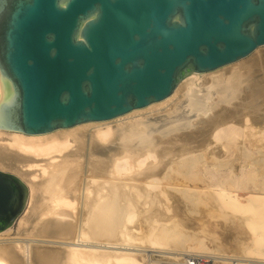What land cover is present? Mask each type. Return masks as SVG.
Instances as JSON below:
<instances>
[{
    "label": "bare ground",
    "instance_id": "bare-ground-1",
    "mask_svg": "<svg viewBox=\"0 0 264 264\" xmlns=\"http://www.w3.org/2000/svg\"><path fill=\"white\" fill-rule=\"evenodd\" d=\"M263 47L220 69L190 73L165 100L107 122L43 134L0 129V170L29 192L15 224L26 238L12 237V227L1 232L0 264H146L153 252L176 264L191 252L230 255L229 245L257 254L264 194L241 195L250 177L232 166L219 170L230 165L220 158L234 148L253 159L250 148H264V126L249 112L236 119V109H212L228 102L250 71H264ZM262 81L260 89L252 85V103L264 95ZM0 94L1 103V86ZM256 110L264 122V98ZM207 116V131L188 132Z\"/></svg>",
    "mask_w": 264,
    "mask_h": 264
},
{
    "label": "water",
    "instance_id": "water-1",
    "mask_svg": "<svg viewBox=\"0 0 264 264\" xmlns=\"http://www.w3.org/2000/svg\"><path fill=\"white\" fill-rule=\"evenodd\" d=\"M262 46L264 0H0V129L111 120ZM28 193L0 170V233Z\"/></svg>",
    "mask_w": 264,
    "mask_h": 264
},
{
    "label": "rangeland",
    "instance_id": "rangeland-1",
    "mask_svg": "<svg viewBox=\"0 0 264 264\" xmlns=\"http://www.w3.org/2000/svg\"><path fill=\"white\" fill-rule=\"evenodd\" d=\"M262 49H264V47ZM247 76H248L249 80H247L246 83H244V86H242L239 89L236 88V89L230 90L231 97H229L230 99L228 100V102L222 103V104L219 103L220 105L217 106L218 108L215 107L214 109H212V111L213 110L214 111L216 110L219 113V112H222L223 110H227V109L228 110H231V111L234 110V109H236V111H238L237 113L239 114L237 117H240V118H236V119H241L244 114H246V113L248 114V112H249L248 116L251 115L254 121H255V119H257V121H258V123H257V121L255 122V123H257L255 125L257 127L258 126L261 127V126H264V124H263L264 122H260L262 119L260 120L259 119L260 118L259 116H261V115H259L258 112H256L257 111L256 109H257V107L260 104H262V100L264 98V95L262 94V92L259 93L260 96L258 94H256V95H258L257 96L258 97V100H257V102L255 101V103H252V101H251V97H252V94H251L252 90H251V88H253L252 85L256 89H260L263 86L262 79L264 77V71L261 72L260 70H256L255 69L254 72L253 71H250V73L247 74ZM212 111H210L209 113H211ZM216 111H215V113H217ZM233 112H235V111H233ZM254 113L257 114V115H255ZM209 115H212L213 116L214 113H211ZM217 117L222 118L223 116H222V114H221V116H219L217 114ZM253 120L251 119V122L252 123H254ZM206 121L208 123L210 122V119H209L208 116L205 119L197 120V122L194 123L192 129L190 131H188V132L189 133L197 132V130L198 131L201 130L199 132L207 131L209 129V126L208 125H211V123L208 124ZM198 122H200V123H198ZM158 123H159V126H164V123H166V122L163 120L162 122H158ZM259 123L262 124V125H260ZM205 146H206V144H203V145L201 144L199 146V148L201 150H205L206 155H210L211 156V152L210 151L208 152L206 150ZM240 151H241V149H237L236 150V148H234V149H232L231 153L229 154V158H224V157L220 158L221 159L220 161H222V163H228V161H230V165L229 166H224V167L220 168L219 172L220 173H229L231 171V166H232L233 170L236 171L235 172L236 174L237 173L238 174H244V175L250 177V179H249L250 181L247 183V190L241 192V195L247 196L251 191H253V192H261V193L264 194V165H263V162L261 160V159H263V158H261V156L264 155V154H261V151L263 153L264 152V148L263 149L262 148L261 149L250 148V151H251L250 158H253V157L254 158L253 159H249L248 158V160H247V158H244L243 157L242 151L241 152ZM249 160H250V163L251 164L250 163L248 164V161ZM252 160H253V162H252ZM257 160H258V162H261V163L259 164L257 162ZM254 162H256V163H254ZM256 164H258V165H256ZM244 167H245V169H244ZM27 202H28V199H27ZM26 205H27V203H26ZM263 219H261L260 221H263V223H264V220ZM15 224H16V222L11 225V227L13 229V231H12V237L26 238L25 235L20 234V233L18 234V228H16V225ZM262 231L264 232V228L261 230V232ZM50 246H52V245H50ZM209 248L211 250L212 249V246H210ZM230 249H232L231 250L232 253H231ZM226 250H227L226 253L228 252L227 254H230V255H222V254L220 255V254H215V253L214 254L213 253H207L206 254L204 251L203 252L202 251H199V252H191L188 256H190V255H200V256H204V257H207L209 260H211V261H213V262H215L217 264H264V245H261V246L258 247L257 250H259V251H258L257 254H256V252L255 253L254 252H250V253H248L247 255H244V256L241 253L239 254V251H238L237 247L234 246V245H229L228 249H226ZM155 254L156 255H159V253L153 252V253H149V254H147L145 256V262H146V264H147V262H148V264H170L169 261L166 262V260L160 259V257L156 256ZM188 256L186 255L185 257L187 258ZM185 257H183L184 259H182L181 261L177 262L176 264H180V262H182L183 260L186 259ZM171 264H173V263H171Z\"/></svg>",
    "mask_w": 264,
    "mask_h": 264
},
{
    "label": "built area",
    "instance_id": "built-area-1",
    "mask_svg": "<svg viewBox=\"0 0 264 264\" xmlns=\"http://www.w3.org/2000/svg\"><path fill=\"white\" fill-rule=\"evenodd\" d=\"M180 264H217L207 257L200 256V255H190L185 260L180 262Z\"/></svg>",
    "mask_w": 264,
    "mask_h": 264
}]
</instances>
